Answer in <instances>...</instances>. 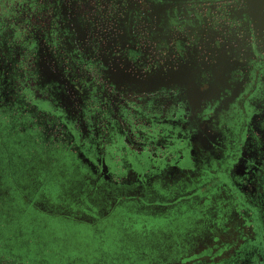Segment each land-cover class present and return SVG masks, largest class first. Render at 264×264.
I'll use <instances>...</instances> for the list:
<instances>
[{"label":"flooded vegetation","instance_id":"1","mask_svg":"<svg viewBox=\"0 0 264 264\" xmlns=\"http://www.w3.org/2000/svg\"><path fill=\"white\" fill-rule=\"evenodd\" d=\"M60 189L182 208V264H264V0H0V264H54L11 248Z\"/></svg>","mask_w":264,"mask_h":264},{"label":"rangeland","instance_id":"2","mask_svg":"<svg viewBox=\"0 0 264 264\" xmlns=\"http://www.w3.org/2000/svg\"><path fill=\"white\" fill-rule=\"evenodd\" d=\"M53 163L59 164L53 180L68 184L72 167L61 165V158ZM49 172L44 169V177ZM61 192L58 209H42L37 203L30 211V219L24 224L28 240L21 243L32 245L12 247L13 258L31 256L51 259L54 264H182V258H193L200 252L190 246L197 220L188 217L184 222L182 208L160 209L155 214L147 209L133 210L109 216L92 207L93 217H87L81 214L83 203L88 205L86 194L78 195L76 189ZM38 229L47 231L46 236L38 235ZM11 236V241L22 237L20 233ZM35 246H41V256L34 251Z\"/></svg>","mask_w":264,"mask_h":264}]
</instances>
